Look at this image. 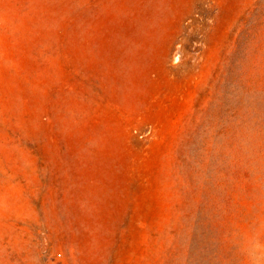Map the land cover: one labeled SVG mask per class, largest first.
<instances>
[{
	"label": "rangeland",
	"instance_id": "1",
	"mask_svg": "<svg viewBox=\"0 0 264 264\" xmlns=\"http://www.w3.org/2000/svg\"><path fill=\"white\" fill-rule=\"evenodd\" d=\"M0 264H264V0H0Z\"/></svg>",
	"mask_w": 264,
	"mask_h": 264
}]
</instances>
